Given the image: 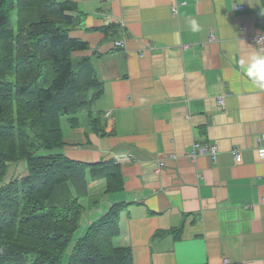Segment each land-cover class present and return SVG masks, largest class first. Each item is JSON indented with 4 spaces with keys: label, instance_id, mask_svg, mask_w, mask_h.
Listing matches in <instances>:
<instances>
[{
    "label": "crops",
    "instance_id": "crops-1",
    "mask_svg": "<svg viewBox=\"0 0 264 264\" xmlns=\"http://www.w3.org/2000/svg\"><path fill=\"white\" fill-rule=\"evenodd\" d=\"M71 1L80 24L69 36L87 44L72 56L103 86L92 107L102 124L65 120L61 152L116 162L123 177L109 194L88 182L99 197L81 204L88 222L124 205L113 243L133 264H264V90L239 63L264 52L248 40L264 31V0ZM195 143L214 145L216 160L191 157Z\"/></svg>",
    "mask_w": 264,
    "mask_h": 264
},
{
    "label": "trees",
    "instance_id": "trees-1",
    "mask_svg": "<svg viewBox=\"0 0 264 264\" xmlns=\"http://www.w3.org/2000/svg\"><path fill=\"white\" fill-rule=\"evenodd\" d=\"M15 10L37 18L14 32ZM76 12L71 0H0V264H133L130 251L113 243L124 205L86 224L78 202L88 182L120 192L119 164L75 162L61 152L64 119L77 126L86 111L92 130L102 124L92 107L103 86L88 58L72 56L87 49L69 36L80 24ZM21 160L26 175L7 179L8 162Z\"/></svg>",
    "mask_w": 264,
    "mask_h": 264
},
{
    "label": "rangeland",
    "instance_id": "rangeland-1",
    "mask_svg": "<svg viewBox=\"0 0 264 264\" xmlns=\"http://www.w3.org/2000/svg\"><path fill=\"white\" fill-rule=\"evenodd\" d=\"M31 11L32 12L27 10L25 12H22L19 10H15V12L12 14V17H11L12 29L14 32H16L21 27V25L27 24V23L31 22L32 20H34L35 18H37L36 12L33 10H31ZM74 58H81V57H74ZM10 80H13V78L10 77ZM79 119H85V122H86L87 121V115L83 114V116H79ZM64 124H65V119L62 121V126ZM7 165H8L7 170H6V178L7 179L15 180V179L24 177L26 175V164H25L24 160L8 162ZM86 198H90V199H86ZM98 198L99 197H95L93 199L92 195L90 196V193H88V191H87L85 196L78 199V202H79V204H82V205L89 207L91 205V203L93 202V200L98 199ZM90 221L91 220H89V222ZM87 222H88V218L86 216L85 217V223L87 224ZM84 227H85V225L83 224V222H81L79 230L73 236V240L78 236L79 232H81ZM65 262H66V258H64L62 264H65Z\"/></svg>",
    "mask_w": 264,
    "mask_h": 264
},
{
    "label": "built area",
    "instance_id": "built-area-1",
    "mask_svg": "<svg viewBox=\"0 0 264 264\" xmlns=\"http://www.w3.org/2000/svg\"><path fill=\"white\" fill-rule=\"evenodd\" d=\"M236 9L240 8V7H235ZM172 14L174 15L175 14V8L172 7ZM123 24L121 23V31L122 33H124L123 31ZM212 38V37H211ZM249 42L251 44H255V45H258V44H261L263 41H264V31L262 33H260L257 37L255 38H249L248 39ZM122 45H123V41L122 39L120 40H117L115 42V46L118 47V48H122ZM218 102L220 105H222V99H218ZM257 155L264 159V135H261L259 137H257ZM203 154V153H206L209 155L210 159L214 162L216 160V155H217V150H216V147L214 145H205V144H198V143H195L193 144L192 146V150H191V157H195L197 154ZM232 153H233V157H234V160L236 162H240L241 161V156L238 152L237 149H233L232 150ZM226 262V261H225Z\"/></svg>",
    "mask_w": 264,
    "mask_h": 264
},
{
    "label": "clouds",
    "instance_id": "clouds-1",
    "mask_svg": "<svg viewBox=\"0 0 264 264\" xmlns=\"http://www.w3.org/2000/svg\"><path fill=\"white\" fill-rule=\"evenodd\" d=\"M239 63L244 65V73L253 86L264 90V52L257 51L247 61L241 60Z\"/></svg>",
    "mask_w": 264,
    "mask_h": 264
}]
</instances>
